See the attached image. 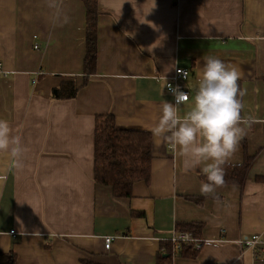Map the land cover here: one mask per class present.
Segmentation results:
<instances>
[{
  "label": "crops",
  "instance_id": "1",
  "mask_svg": "<svg viewBox=\"0 0 264 264\" xmlns=\"http://www.w3.org/2000/svg\"><path fill=\"white\" fill-rule=\"evenodd\" d=\"M99 9L96 72L83 86L82 0H0V118L25 145L22 168L0 181V264H156L180 222L202 224L204 244L173 264H264V0H99ZM207 54L241 73L246 135L225 164L251 158L245 183L201 194L205 175L190 157L153 145L151 180L131 198L96 184L97 116L148 131L173 99L177 68L190 71L179 83L191 103ZM70 78L78 95L56 99ZM253 235L261 243L243 249Z\"/></svg>",
  "mask_w": 264,
  "mask_h": 264
},
{
  "label": "clouds",
  "instance_id": "2",
  "mask_svg": "<svg viewBox=\"0 0 264 264\" xmlns=\"http://www.w3.org/2000/svg\"><path fill=\"white\" fill-rule=\"evenodd\" d=\"M194 95L179 86L172 100H163L154 123L148 127L156 149L171 145L180 156L190 157V166L206 176L200 193L209 194L224 185L225 162L233 156L246 135L241 117L243 95L238 85L240 71L221 58L201 56ZM186 106V110H185ZM25 145L8 119L0 118V181L23 166Z\"/></svg>",
  "mask_w": 264,
  "mask_h": 264
},
{
  "label": "trees",
  "instance_id": "3",
  "mask_svg": "<svg viewBox=\"0 0 264 264\" xmlns=\"http://www.w3.org/2000/svg\"><path fill=\"white\" fill-rule=\"evenodd\" d=\"M82 2L86 8L84 86L96 72L99 51L98 21L101 12L99 0H82ZM238 85L242 91L240 80H238ZM79 90L80 86L74 78L64 79L57 89L56 99L72 100L76 98ZM239 99L242 104V117L243 95L239 96ZM152 161L153 138L150 132L120 129L112 114L97 116L94 139V181L96 184L108 187L116 198H131L136 184L150 182ZM251 165L252 159L248 157L239 165L224 164V185L242 186L248 177ZM203 179L206 181V176ZM188 199L197 204L201 202L200 198ZM141 215L143 214H136V216ZM202 231V224L181 222L176 224L174 230L175 233L189 232L194 238L203 240ZM199 251L195 249L192 242L173 241L172 238L161 240L156 264H173L176 256L195 258Z\"/></svg>",
  "mask_w": 264,
  "mask_h": 264
},
{
  "label": "built area",
  "instance_id": "4",
  "mask_svg": "<svg viewBox=\"0 0 264 264\" xmlns=\"http://www.w3.org/2000/svg\"><path fill=\"white\" fill-rule=\"evenodd\" d=\"M35 49H39L38 45L34 46ZM2 69V65H0V70ZM190 76V71L184 68H177L175 71V75L174 77L171 79V81H169L167 83V90L169 91V93L171 94V89L175 88L177 86H179V88L181 90H183L180 87V81H186ZM185 91V90H184ZM189 93V92H188ZM189 98H190V94H189ZM14 233V232H11ZM173 241H180V240H184V241H188V242H192L195 246L196 250H201V248L203 247V240L200 238H194L192 236L191 233L189 232H181V233H175L172 236ZM114 238L112 236H106L104 238L105 241V248L107 250L111 249V245L113 243ZM261 243V237L258 235H253L252 237H245L244 239L241 240V246L243 247V249H247V250H255L258 247V244ZM163 251V250H162Z\"/></svg>",
  "mask_w": 264,
  "mask_h": 264
}]
</instances>
